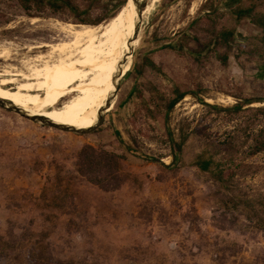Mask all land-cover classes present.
<instances>
[{
  "label": "rangeland",
  "instance_id": "obj_1",
  "mask_svg": "<svg viewBox=\"0 0 264 264\" xmlns=\"http://www.w3.org/2000/svg\"><path fill=\"white\" fill-rule=\"evenodd\" d=\"M124 2L32 0L25 7L21 0H0V87L15 89L20 78L5 71L27 72L33 58L47 52L32 47L68 38L61 24L104 25ZM141 3L139 43L100 127L62 131L0 107V264H264V232L241 208L225 205V194L195 168L171 165L172 143L182 131L195 133L188 160L209 140L219 144L233 133L245 138L264 130L260 33L248 19L237 22L230 0H158L147 17L151 0ZM212 6L219 27L237 28L227 67L216 52L172 49L183 33L192 34L196 19L198 35L210 38L203 20ZM146 57L159 72L144 65ZM176 84L199 93L166 115L142 109L151 87L171 97ZM240 101L250 108L239 114L204 104L231 108ZM87 145L119 155L118 189H102L78 173ZM237 157H247L245 150ZM246 162L259 171L242 180L241 194L263 195L264 152Z\"/></svg>",
  "mask_w": 264,
  "mask_h": 264
},
{
  "label": "bare ground",
  "instance_id": "obj_2",
  "mask_svg": "<svg viewBox=\"0 0 264 264\" xmlns=\"http://www.w3.org/2000/svg\"><path fill=\"white\" fill-rule=\"evenodd\" d=\"M157 1L151 0L152 4L143 10L144 16ZM137 18L138 8L133 0H127L117 16L104 25L61 24L60 30L68 38L32 47L30 51L46 48L47 52L36 55L27 72L6 70L4 76L23 80L15 79V89L0 87V99L60 125L96 123L110 101L120 63L129 59L130 47L139 43L132 42ZM3 57L0 53V59ZM130 67L128 60L122 76L129 73Z\"/></svg>",
  "mask_w": 264,
  "mask_h": 264
},
{
  "label": "trees",
  "instance_id": "obj_3",
  "mask_svg": "<svg viewBox=\"0 0 264 264\" xmlns=\"http://www.w3.org/2000/svg\"><path fill=\"white\" fill-rule=\"evenodd\" d=\"M21 1L25 7L29 2H32V0ZM61 1L63 5L72 4L71 0ZM230 1L233 2V14L236 15L237 22L248 19L258 29L260 33L258 39L264 42V0ZM216 12L217 9L212 6L208 9V13H206L203 20L206 22V27L203 30L210 34L208 40H202L198 35L196 31L198 19H196L190 25L192 34L183 33L176 43L177 47H172V49L180 52L187 50L193 55L216 52L222 65L227 67L232 46L238 38L237 28L236 26L231 28L227 26L219 27L212 19L213 14ZM81 23L87 24L84 21ZM144 65L159 72L158 67L149 57L145 58ZM149 92L151 99L148 101L143 100L142 109L154 117L171 112L186 95L196 96L199 93L198 91L191 92L180 84L175 85L171 97L162 94L155 87H151ZM150 104L154 105V109L150 108ZM204 104L212 109L215 108L217 111H225L230 114H239L250 108L245 109L249 105L248 101H240L231 108L213 107L207 103ZM258 110L264 112V109ZM194 134L192 133V136ZM234 134L219 144L212 140L205 142L198 151H193L190 159L186 160V149L192 136L191 133L188 134L187 131H182L180 141H173L172 143L174 153L171 165L177 166L180 163L182 166L195 168L225 194L227 199L225 205L231 203L235 208H241L246 218L252 222V226L264 232V194L256 197L241 194L244 191L241 187L242 180L259 171L257 165L246 161L264 152V130H260L256 134L250 133L245 138ZM243 150H245L247 157L238 158V154ZM77 167L81 176L102 189L116 190L121 185L119 155L106 151L101 146L98 148L91 145L83 147L79 153Z\"/></svg>",
  "mask_w": 264,
  "mask_h": 264
},
{
  "label": "water",
  "instance_id": "obj_4",
  "mask_svg": "<svg viewBox=\"0 0 264 264\" xmlns=\"http://www.w3.org/2000/svg\"><path fill=\"white\" fill-rule=\"evenodd\" d=\"M133 1H134V4L136 5V7L138 8V18H137L136 30L134 32L132 42L134 40H138V32H139V29H140V20L142 18V6H141L142 3L140 2V0H133ZM134 47H135V45L133 47H130V51L127 54V57H129V59L126 58L125 62L120 63V68H119V70L117 72V75L115 77V80H114V89L112 91L110 101L108 102L106 107L102 110L101 115L98 117V121L96 122V124L93 127H90L88 129H75L74 127H71V126L60 125V124H57V123H54V122L50 121L47 118H44V117H41V116H37V115H31L27 111H25V110L15 106V105H13L11 102L5 101V100H1V99H0V107H2L4 109H7L9 111H12L14 113H17L20 116H22V117H24V118H26L28 120H31V121H34V122H37V123H41L43 125H46V126H49V127H53V128H56V129H59V130H62V131H68V132H74V133H80V134L90 133L93 130H95L98 127H100L104 123V120L106 119V114L109 112V111L107 112L106 110L108 109V107H110L112 104L115 103V98H116V94H117V91H118V88H119V84H120V81H121V79L123 77L122 76V72L124 70V66L126 65L128 60L131 61L132 54L134 52Z\"/></svg>",
  "mask_w": 264,
  "mask_h": 264
}]
</instances>
